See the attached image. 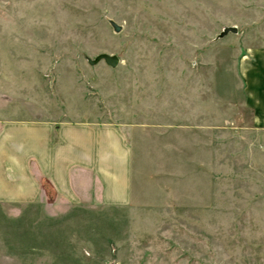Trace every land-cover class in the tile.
Returning a JSON list of instances; mask_svg holds the SVG:
<instances>
[{
    "label": "rangeland",
    "instance_id": "374dc122",
    "mask_svg": "<svg viewBox=\"0 0 264 264\" xmlns=\"http://www.w3.org/2000/svg\"><path fill=\"white\" fill-rule=\"evenodd\" d=\"M254 44L264 0H0V102L118 122L134 151L126 207L1 211L0 264H264V131L235 67Z\"/></svg>",
    "mask_w": 264,
    "mask_h": 264
},
{
    "label": "crops",
    "instance_id": "0c3cea01",
    "mask_svg": "<svg viewBox=\"0 0 264 264\" xmlns=\"http://www.w3.org/2000/svg\"><path fill=\"white\" fill-rule=\"evenodd\" d=\"M235 67L239 108L249 113L253 128L264 131V46H240ZM35 102H0V212L17 217L35 209L58 216L75 206H128L134 151L123 127Z\"/></svg>",
    "mask_w": 264,
    "mask_h": 264
},
{
    "label": "water",
    "instance_id": "95a60500",
    "mask_svg": "<svg viewBox=\"0 0 264 264\" xmlns=\"http://www.w3.org/2000/svg\"><path fill=\"white\" fill-rule=\"evenodd\" d=\"M112 25L116 31H120L121 27L117 25V23L113 22ZM236 31H237L236 27L228 26V27H225V29L222 32V35H226L229 32H236ZM101 60H105L109 65L113 67L117 66L119 62V58L117 55H110L108 53H102V54H99L97 57H95V59H92L91 63L95 64Z\"/></svg>",
    "mask_w": 264,
    "mask_h": 264
},
{
    "label": "trees",
    "instance_id": "16d2710c",
    "mask_svg": "<svg viewBox=\"0 0 264 264\" xmlns=\"http://www.w3.org/2000/svg\"><path fill=\"white\" fill-rule=\"evenodd\" d=\"M43 186L46 188V182H45V183H43Z\"/></svg>",
    "mask_w": 264,
    "mask_h": 264
}]
</instances>
